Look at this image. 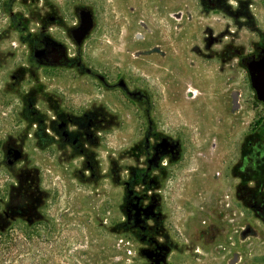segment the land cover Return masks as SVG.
Returning a JSON list of instances; mask_svg holds the SVG:
<instances>
[{"label":"rangeland","instance_id":"374dc122","mask_svg":"<svg viewBox=\"0 0 264 264\" xmlns=\"http://www.w3.org/2000/svg\"><path fill=\"white\" fill-rule=\"evenodd\" d=\"M262 0H255L264 31ZM63 14L75 6L96 15L93 35L81 49L86 65L109 82L139 86L151 103L153 126L178 139L182 152L150 188L178 239L207 237L178 264H255L264 261V220L238 201L239 152L264 120L247 71L236 59L210 58L208 38L235 35L247 50L258 34L251 28L208 26L199 0H0V226H11V259L4 264H137L143 247L125 226L124 182L139 168L146 121L117 88L71 67H35L24 22ZM190 16L192 18H190ZM231 30H235L233 33ZM50 34L62 36L57 26ZM140 33L142 36L138 35ZM224 36V38H223ZM240 107L233 105L232 95ZM98 108L96 152H66L47 135L54 111L75 120L85 106ZM53 120V119H50ZM165 161V160H164ZM247 186L256 190L258 183ZM136 190L141 185L136 184ZM3 210V212H2ZM7 215H11L9 222ZM209 232V234H210ZM206 238V237H205Z\"/></svg>","mask_w":264,"mask_h":264},{"label":"flooded vegetation","instance_id":"af4514ba","mask_svg":"<svg viewBox=\"0 0 264 264\" xmlns=\"http://www.w3.org/2000/svg\"><path fill=\"white\" fill-rule=\"evenodd\" d=\"M199 2L203 15L209 19H214L211 24L208 23V26L215 25L223 29L246 27L257 32L258 37L251 44L249 50L242 45L233 46V42L236 41V34L225 36L229 40L221 45L219 37L210 36L208 38V48L219 45L217 48H212L214 51L207 53L210 58H217L224 62L228 59H236L249 76L245 63L252 58L257 59L264 55V31L259 24L260 19L254 4L255 0H199ZM41 7L42 11H49L50 13L44 15L45 19L36 21L37 26L33 25V21L26 19L24 20L27 23L24 26L22 24L24 21L10 12L12 21L15 22L16 26L26 31V42L32 46L33 66H54L39 64L33 57L35 49L48 48L53 44L62 45L68 57V63L59 66L75 68L83 74L98 79L105 87L121 90L123 94L132 99L142 118L146 121L142 142L137 145L135 151L143 152L140 157L142 163H139V168L131 170L130 178L124 182L125 226L134 236H137L143 245L140 249L142 259L137 264H178L183 262L185 253L196 256L192 254L195 246H197L196 251L200 252L199 246L203 247L205 240L209 241L207 237L215 238L218 235L209 230H202L197 239H178L168 229L161 198L150 190L156 182L152 172L155 169L163 170L169 165L171 159L178 158L182 152L181 143L177 138H169L153 126L150 116L151 103L148 100V95L139 86H130L122 78L115 80V82H109L105 76L84 63L81 52H68L67 44H71L80 50L81 46L93 35L96 27V15L90 7L75 6L72 10L71 20L63 14H51L52 7L50 6L42 5ZM259 8L264 10V0H262ZM82 11L89 12L92 19V26L86 33L77 31L82 22ZM190 18L192 17L190 16ZM52 26L61 29L62 36H59L58 39L49 32ZM231 31L235 33V30ZM138 35L142 36L140 33ZM138 35L136 33L135 36L138 38ZM77 114L78 120H75V116L68 111H54L50 118L53 120L47 121L46 131L48 136L52 134L57 137L54 146L66 152L77 153L84 160V165L87 166L90 163L87 157L92 152H96L97 124L102 119L98 118L96 103L85 106ZM247 145V148L243 150L241 148L239 151L242 152V165L238 169L239 186L236 195L239 202L243 201L253 210L255 216L264 220V120L259 128L251 132ZM247 179H249V183H258L256 190L247 186ZM136 184L141 185V189L136 190ZM255 264H264V261Z\"/></svg>","mask_w":264,"mask_h":264},{"label":"water","instance_id":"95a60500","mask_svg":"<svg viewBox=\"0 0 264 264\" xmlns=\"http://www.w3.org/2000/svg\"><path fill=\"white\" fill-rule=\"evenodd\" d=\"M82 22L77 31L86 33L92 26V19L89 12L82 11ZM33 57L39 64L47 65H66L68 57L62 45L53 44L48 48H37L33 52ZM251 82L259 101L264 103V55L255 59L252 58L245 63Z\"/></svg>","mask_w":264,"mask_h":264},{"label":"trees","instance_id":"16d2710c","mask_svg":"<svg viewBox=\"0 0 264 264\" xmlns=\"http://www.w3.org/2000/svg\"><path fill=\"white\" fill-rule=\"evenodd\" d=\"M3 212V210H2ZM8 221L12 219L11 215H7ZM10 225L0 226V264H4L11 259V246L13 244V236L10 233Z\"/></svg>","mask_w":264,"mask_h":264},{"label":"built area","instance_id":"2783aa9c","mask_svg":"<svg viewBox=\"0 0 264 264\" xmlns=\"http://www.w3.org/2000/svg\"><path fill=\"white\" fill-rule=\"evenodd\" d=\"M232 101H233L234 107L239 108L241 106L239 102V97L235 92H233Z\"/></svg>","mask_w":264,"mask_h":264}]
</instances>
